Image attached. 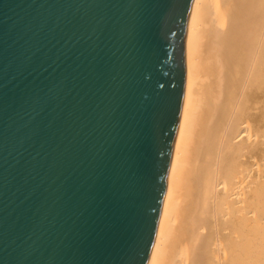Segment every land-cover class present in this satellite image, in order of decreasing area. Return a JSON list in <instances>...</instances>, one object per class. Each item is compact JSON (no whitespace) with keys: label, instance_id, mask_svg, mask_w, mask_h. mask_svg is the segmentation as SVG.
Returning a JSON list of instances; mask_svg holds the SVG:
<instances>
[{"label":"water","instance_id":"1","mask_svg":"<svg viewBox=\"0 0 264 264\" xmlns=\"http://www.w3.org/2000/svg\"><path fill=\"white\" fill-rule=\"evenodd\" d=\"M196 0H0V264H148Z\"/></svg>","mask_w":264,"mask_h":264},{"label":"bare ground","instance_id":"2","mask_svg":"<svg viewBox=\"0 0 264 264\" xmlns=\"http://www.w3.org/2000/svg\"><path fill=\"white\" fill-rule=\"evenodd\" d=\"M148 264H264V0H196Z\"/></svg>","mask_w":264,"mask_h":264}]
</instances>
